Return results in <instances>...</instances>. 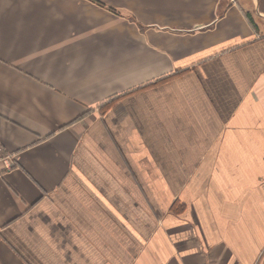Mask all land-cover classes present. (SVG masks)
<instances>
[{
    "label": "crops",
    "instance_id": "1",
    "mask_svg": "<svg viewBox=\"0 0 264 264\" xmlns=\"http://www.w3.org/2000/svg\"><path fill=\"white\" fill-rule=\"evenodd\" d=\"M0 144V264H264V0H0Z\"/></svg>",
    "mask_w": 264,
    "mask_h": 264
},
{
    "label": "built area",
    "instance_id": "2",
    "mask_svg": "<svg viewBox=\"0 0 264 264\" xmlns=\"http://www.w3.org/2000/svg\"><path fill=\"white\" fill-rule=\"evenodd\" d=\"M236 2L237 0H232ZM18 165V153L7 151L0 144V176L4 175L6 172L11 171L14 167Z\"/></svg>",
    "mask_w": 264,
    "mask_h": 264
},
{
    "label": "trees",
    "instance_id": "3",
    "mask_svg": "<svg viewBox=\"0 0 264 264\" xmlns=\"http://www.w3.org/2000/svg\"><path fill=\"white\" fill-rule=\"evenodd\" d=\"M112 102V101H111Z\"/></svg>",
    "mask_w": 264,
    "mask_h": 264
}]
</instances>
